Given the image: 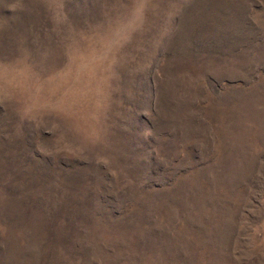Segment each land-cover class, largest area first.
Masks as SVG:
<instances>
[{
    "label": "rangeland",
    "instance_id": "1",
    "mask_svg": "<svg viewBox=\"0 0 264 264\" xmlns=\"http://www.w3.org/2000/svg\"><path fill=\"white\" fill-rule=\"evenodd\" d=\"M0 264H264V0H0Z\"/></svg>",
    "mask_w": 264,
    "mask_h": 264
}]
</instances>
